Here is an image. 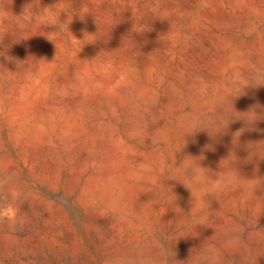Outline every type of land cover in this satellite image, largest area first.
<instances>
[{
    "label": "rangeland",
    "instance_id": "374dc122",
    "mask_svg": "<svg viewBox=\"0 0 264 264\" xmlns=\"http://www.w3.org/2000/svg\"><path fill=\"white\" fill-rule=\"evenodd\" d=\"M213 261L264 264V0H0V264Z\"/></svg>",
    "mask_w": 264,
    "mask_h": 264
},
{
    "label": "clouds",
    "instance_id": "9594fccd",
    "mask_svg": "<svg viewBox=\"0 0 264 264\" xmlns=\"http://www.w3.org/2000/svg\"><path fill=\"white\" fill-rule=\"evenodd\" d=\"M258 86H260V85H258ZM209 255H213V254L209 251ZM212 264H215V261H213Z\"/></svg>",
    "mask_w": 264,
    "mask_h": 264
}]
</instances>
